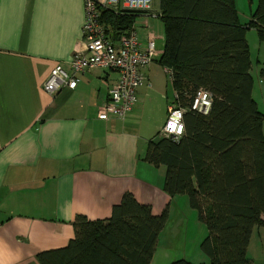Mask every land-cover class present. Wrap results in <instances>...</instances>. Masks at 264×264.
Masks as SVG:
<instances>
[{
    "label": "crops",
    "instance_id": "0c3cea01",
    "mask_svg": "<svg viewBox=\"0 0 264 264\" xmlns=\"http://www.w3.org/2000/svg\"><path fill=\"white\" fill-rule=\"evenodd\" d=\"M149 12L161 13L159 0ZM84 20V0H0V264H40L38 253L74 238L76 215L106 220L126 193L154 215L168 211L150 264H170L173 240L182 236L187 244L192 233L198 245L207 230L186 196L163 191L165 167L144 161L175 101L159 63L163 21L136 16L139 49L152 39L156 56L142 71L146 83L133 110L124 119L100 120L118 79L114 71L89 69L73 90H43L56 65L70 71L73 53L83 48ZM186 246L182 259L196 264Z\"/></svg>",
    "mask_w": 264,
    "mask_h": 264
},
{
    "label": "trees",
    "instance_id": "16d2710c",
    "mask_svg": "<svg viewBox=\"0 0 264 264\" xmlns=\"http://www.w3.org/2000/svg\"><path fill=\"white\" fill-rule=\"evenodd\" d=\"M165 46L160 65L170 71L174 104L185 110L178 140L153 137L144 161L165 167L163 191L186 196L207 234L200 250L208 264H252V232L264 230V113L252 97L246 32L264 43V0L250 22L239 21L235 0H159ZM135 13L101 10L108 35L133 28ZM264 82V69L259 71ZM200 90L211 95L208 115L189 111ZM168 211L154 215L131 193L106 220L76 215L64 248L38 253L40 264H150ZM170 264H192L180 259Z\"/></svg>",
    "mask_w": 264,
    "mask_h": 264
},
{
    "label": "built area",
    "instance_id": "2783aa9c",
    "mask_svg": "<svg viewBox=\"0 0 264 264\" xmlns=\"http://www.w3.org/2000/svg\"><path fill=\"white\" fill-rule=\"evenodd\" d=\"M153 0H84L85 20L83 23V48L76 49L70 60V71L56 65L43 84V90L55 95L62 89L76 88L79 76L89 69L99 68L118 74L116 84L109 90L108 99L101 107L98 118L108 120L110 116L124 119L137 101L138 89L146 83L143 69L148 67L156 56L154 41L150 39L147 48L139 49L137 34L131 28L126 34L112 38L101 22V10L115 14L135 13L160 18V13H150ZM167 70V69H166ZM167 73L171 75L170 71ZM211 95L203 90L196 93L189 111L208 115ZM185 110L175 104L169 108L168 119L161 135L178 140L184 133L182 116Z\"/></svg>",
    "mask_w": 264,
    "mask_h": 264
},
{
    "label": "rangeland",
    "instance_id": "374dc122",
    "mask_svg": "<svg viewBox=\"0 0 264 264\" xmlns=\"http://www.w3.org/2000/svg\"><path fill=\"white\" fill-rule=\"evenodd\" d=\"M235 5L241 21L248 24L250 22L251 14L256 10L257 0H235ZM247 42L251 58L250 74L253 78L252 97L258 106V110L261 113H264V82L259 77V71L264 69V43L259 41L258 33L254 29L248 30ZM192 236L191 233L187 244L182 240V236L172 241V250H168L173 258L172 261L182 259L180 253L185 250H183V248L187 245L186 252L191 260L195 261L196 264H208L207 259L200 250V244L197 243L198 245H196ZM249 258H251L253 264H264V230L262 228L257 227L253 232Z\"/></svg>",
    "mask_w": 264,
    "mask_h": 264
}]
</instances>
